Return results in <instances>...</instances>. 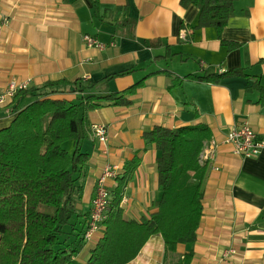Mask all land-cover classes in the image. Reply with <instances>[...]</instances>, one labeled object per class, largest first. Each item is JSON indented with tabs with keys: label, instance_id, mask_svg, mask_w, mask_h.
<instances>
[{
	"label": "crops",
	"instance_id": "obj_1",
	"mask_svg": "<svg viewBox=\"0 0 264 264\" xmlns=\"http://www.w3.org/2000/svg\"><path fill=\"white\" fill-rule=\"evenodd\" d=\"M233 8L218 38L212 28L188 29L197 22L198 9L182 8L180 0H0L1 94L11 82L37 90L65 81L50 98L77 103L81 96L121 94L142 83L128 97L130 106L87 114L90 125L106 127L108 142L87 139L81 145L88 161L74 175L80 194L60 247L84 234L96 181L106 165L122 175L126 163L137 159L120 206L125 220L149 219L160 196L158 153L144 133L156 126L204 125L216 147L202 185L195 243L169 253L161 236H154L128 264H177L189 252L190 264H220L228 250L235 254L224 264H264V150L242 158L225 142L231 129L245 123L264 137V0H235ZM84 36L104 49L87 48ZM235 71L241 75L217 82L187 78ZM113 75L118 76L106 80ZM32 100L25 95L16 105ZM12 107L8 113L0 109V130L14 119ZM115 186L114 179L107 180L110 195ZM103 231L89 246L82 240L73 264H85Z\"/></svg>",
	"mask_w": 264,
	"mask_h": 264
},
{
	"label": "trees",
	"instance_id": "obj_2",
	"mask_svg": "<svg viewBox=\"0 0 264 264\" xmlns=\"http://www.w3.org/2000/svg\"><path fill=\"white\" fill-rule=\"evenodd\" d=\"M234 2L180 0V5L198 9L197 22L188 29L212 28L220 38L234 14ZM221 44L227 45L223 41ZM237 75L241 73L187 78L217 82ZM114 76L118 75L106 80ZM77 83L73 84L74 91L78 90ZM66 84L58 81L41 89L18 91L10 104L16 115L8 127L0 130V264H73L83 246V231L77 236L80 239L68 246L60 247L59 239L70 226L75 214L73 200L80 194L74 175L88 161V155L81 151L82 143L90 139L87 114L104 107L130 106L128 97L142 86L140 82L121 94L106 97L81 96L77 103L50 98L57 93L56 88ZM25 95L33 98L32 102L18 107L16 103ZM210 137L204 125L175 129L156 126L144 133V141L158 153L157 211L140 221L123 218L120 205L124 188L137 166L134 158L114 179L116 186L109 194L103 235L90 250L85 264H128L154 236H161L169 253L176 252L178 245L191 247L195 243L208 168L200 155ZM68 142L73 144L71 153L63 148ZM88 218L89 215L85 230ZM191 257L189 252L177 264H190Z\"/></svg>",
	"mask_w": 264,
	"mask_h": 264
},
{
	"label": "built area",
	"instance_id": "obj_3",
	"mask_svg": "<svg viewBox=\"0 0 264 264\" xmlns=\"http://www.w3.org/2000/svg\"><path fill=\"white\" fill-rule=\"evenodd\" d=\"M83 41L87 48L104 49L103 45L89 36H84ZM27 88L28 84L26 83L16 84L15 82H11L6 91L2 94L0 93V109L4 110L5 113L11 111L10 101H12L18 91L26 90ZM90 139L99 144L106 145L108 142L106 127L97 124L91 125ZM225 142L232 146L234 155L242 158L257 157L264 150V137H258L246 123L238 128L231 129L226 136ZM215 147L216 145L213 141L205 144L200 155L202 162L206 161L208 163L212 158ZM119 175L117 167L106 165L96 181L95 195L91 201L89 218L83 235V241L86 244L92 242L103 229V221L105 220V214L110 200L106 183L107 180L115 179ZM234 254L235 252L233 250L225 251L220 258V264H224Z\"/></svg>",
	"mask_w": 264,
	"mask_h": 264
},
{
	"label": "rangeland",
	"instance_id": "obj_4",
	"mask_svg": "<svg viewBox=\"0 0 264 264\" xmlns=\"http://www.w3.org/2000/svg\"><path fill=\"white\" fill-rule=\"evenodd\" d=\"M63 148L68 151L69 153L71 152V150L73 149V144L72 142H68V143H65L63 145ZM110 166V165H109ZM105 167V166H104ZM92 244V242H90ZM90 243H88V246L90 245Z\"/></svg>",
	"mask_w": 264,
	"mask_h": 264
}]
</instances>
